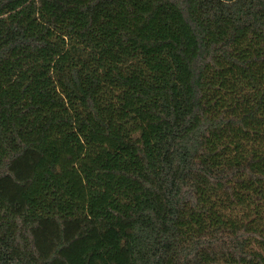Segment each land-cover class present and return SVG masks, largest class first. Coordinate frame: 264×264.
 I'll return each instance as SVG.
<instances>
[{
  "label": "trees",
  "instance_id": "trees-1",
  "mask_svg": "<svg viewBox=\"0 0 264 264\" xmlns=\"http://www.w3.org/2000/svg\"><path fill=\"white\" fill-rule=\"evenodd\" d=\"M0 264H264V0H0Z\"/></svg>",
  "mask_w": 264,
  "mask_h": 264
}]
</instances>
